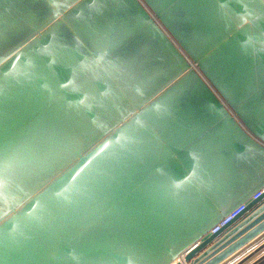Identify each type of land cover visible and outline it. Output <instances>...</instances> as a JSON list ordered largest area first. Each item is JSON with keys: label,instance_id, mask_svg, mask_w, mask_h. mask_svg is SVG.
<instances>
[{"label": "water", "instance_id": "water-1", "mask_svg": "<svg viewBox=\"0 0 264 264\" xmlns=\"http://www.w3.org/2000/svg\"><path fill=\"white\" fill-rule=\"evenodd\" d=\"M263 187L264 0H0V264H261Z\"/></svg>", "mask_w": 264, "mask_h": 264}, {"label": "built area", "instance_id": "built-area-1", "mask_svg": "<svg viewBox=\"0 0 264 264\" xmlns=\"http://www.w3.org/2000/svg\"><path fill=\"white\" fill-rule=\"evenodd\" d=\"M170 38V37H169ZM264 191V187L260 188L254 195L253 197L256 196V194H258L259 192ZM240 206L231 210L229 213H227L226 215H224L223 217H221L210 229H209V233H214L216 232L218 229H220L221 227H223L226 223H228L230 221V219L236 214V212L239 210ZM186 252V251H185ZM184 253H181L178 256V260L180 262H182V257H183ZM183 264V263H182Z\"/></svg>", "mask_w": 264, "mask_h": 264}, {"label": "crops", "instance_id": "crops-1", "mask_svg": "<svg viewBox=\"0 0 264 264\" xmlns=\"http://www.w3.org/2000/svg\"><path fill=\"white\" fill-rule=\"evenodd\" d=\"M262 242H264V240H262L261 242L257 243V244L255 245V247H257L258 245H260ZM255 247H253V248H255ZM263 253H264V251H263L262 253H260L258 256H260V255L263 254ZM258 256L255 257V258H258ZM253 260H255V259H253ZM261 264H264V262L261 263Z\"/></svg>", "mask_w": 264, "mask_h": 264}, {"label": "clouds", "instance_id": "clouds-1", "mask_svg": "<svg viewBox=\"0 0 264 264\" xmlns=\"http://www.w3.org/2000/svg\"><path fill=\"white\" fill-rule=\"evenodd\" d=\"M213 92H214V94H216L214 90H213ZM216 95H217V94H216ZM217 98L219 99L218 95H217Z\"/></svg>", "mask_w": 264, "mask_h": 264}]
</instances>
